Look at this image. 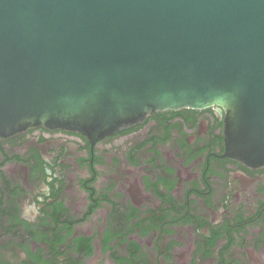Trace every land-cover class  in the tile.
<instances>
[{
  "label": "flooded vegetation",
  "instance_id": "1",
  "mask_svg": "<svg viewBox=\"0 0 264 264\" xmlns=\"http://www.w3.org/2000/svg\"><path fill=\"white\" fill-rule=\"evenodd\" d=\"M224 123L210 107L0 137V264H264V165L227 155Z\"/></svg>",
  "mask_w": 264,
  "mask_h": 264
},
{
  "label": "water",
  "instance_id": "2",
  "mask_svg": "<svg viewBox=\"0 0 264 264\" xmlns=\"http://www.w3.org/2000/svg\"><path fill=\"white\" fill-rule=\"evenodd\" d=\"M210 107L227 155L264 165V0H0V137Z\"/></svg>",
  "mask_w": 264,
  "mask_h": 264
}]
</instances>
